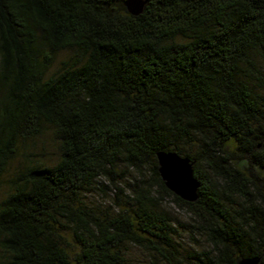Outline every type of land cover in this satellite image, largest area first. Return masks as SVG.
<instances>
[{
  "label": "trees",
  "instance_id": "obj_1",
  "mask_svg": "<svg viewBox=\"0 0 264 264\" xmlns=\"http://www.w3.org/2000/svg\"><path fill=\"white\" fill-rule=\"evenodd\" d=\"M124 1L0 0V182L21 144L59 145L54 166L10 181L1 264H127V245L165 264H264V0H145L138 17ZM163 151L194 163L196 202L166 188ZM170 199L210 246L190 262Z\"/></svg>",
  "mask_w": 264,
  "mask_h": 264
},
{
  "label": "rangeland",
  "instance_id": "obj_2",
  "mask_svg": "<svg viewBox=\"0 0 264 264\" xmlns=\"http://www.w3.org/2000/svg\"><path fill=\"white\" fill-rule=\"evenodd\" d=\"M68 56V52L59 53L50 72L57 71L62 61L66 60ZM258 68L264 72V58L258 59ZM20 147L18 157L10 164L5 176L0 182V203L10 194V181L15 175L23 172L32 165L54 166L58 161L59 145L51 132H47L44 136L33 141L26 142L24 145L21 144ZM129 176V180L124 185L126 191L120 199L121 203L128 201V195H130L129 186L137 179L134 173H130ZM113 199V193L109 192L108 197H89L90 201L88 202L106 207ZM161 210L169 218L172 225V242L176 251L179 252L180 258H183L186 262H190L189 254L194 252H208L210 250V246L205 237L196 232V221L189 214L178 209L171 199L163 204ZM125 254L127 264H165L156 254L143 251L134 245H127L125 247ZM2 260V254L0 253V264ZM187 264L194 263L191 261Z\"/></svg>",
  "mask_w": 264,
  "mask_h": 264
},
{
  "label": "water",
  "instance_id": "obj_3",
  "mask_svg": "<svg viewBox=\"0 0 264 264\" xmlns=\"http://www.w3.org/2000/svg\"><path fill=\"white\" fill-rule=\"evenodd\" d=\"M124 6L134 17L143 14L146 8L145 0H125ZM159 174L166 188L175 196L188 203L198 200L200 183L194 176V163L190 158L182 157L175 152H159L157 154ZM238 264H261L259 258L242 259Z\"/></svg>",
  "mask_w": 264,
  "mask_h": 264
}]
</instances>
